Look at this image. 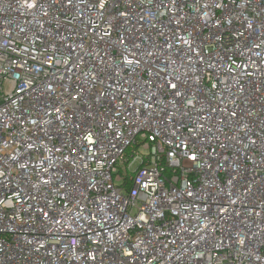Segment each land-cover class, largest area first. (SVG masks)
Returning <instances> with one entry per match:
<instances>
[{
	"label": "built area",
	"instance_id": "built-area-1",
	"mask_svg": "<svg viewBox=\"0 0 264 264\" xmlns=\"http://www.w3.org/2000/svg\"><path fill=\"white\" fill-rule=\"evenodd\" d=\"M0 264H264V0H0Z\"/></svg>",
	"mask_w": 264,
	"mask_h": 264
}]
</instances>
